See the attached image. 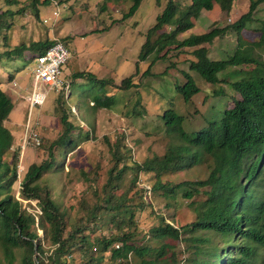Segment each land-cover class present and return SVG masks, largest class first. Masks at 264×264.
Returning a JSON list of instances; mask_svg holds the SVG:
<instances>
[{"label":"trees","instance_id":"16d2710c","mask_svg":"<svg viewBox=\"0 0 264 264\" xmlns=\"http://www.w3.org/2000/svg\"><path fill=\"white\" fill-rule=\"evenodd\" d=\"M126 1H131L126 12V18H129L143 0ZM235 1L189 0L183 3L182 0H168L146 34L140 60L154 55L144 72L150 77L155 62L168 57L172 46L189 48L192 57L187 60L188 67L182 65L179 69L178 63L172 61L168 68L176 67L184 73L187 80L178 84L177 90L184 102L191 104V108L192 104L195 106L196 112H201L204 104L201 107L194 104L202 88L191 71L198 72L211 84H218L224 80L220 78L221 74L231 75V69L240 70L243 65L253 64V69L244 73L241 70L234 75L236 79L229 80L228 85L241 97H234V104L225 108L218 118L216 113L222 110L209 107L205 125L200 129L192 127L190 108L184 114L177 108L167 107L156 115L155 130L134 137L133 144L127 139L128 129L115 136L104 134L108 162L80 169L85 188L72 205L62 201L54 185V172L62 170V167L58 168V158L66 153L67 147L92 139L95 124L89 110L114 109L123 102L122 112L127 119L147 115V108L142 103V78L135 79L139 68L120 84L101 79L90 71L74 73L76 79L86 76L99 82L100 89L78 105L80 108L87 105L83 106L85 110L79 114V119L67 105L68 100L59 97L66 105V109L57 110L62 131L43 146L44 159L30 164L22 177L18 176L20 150H13L15 136L6 124L15 102L8 91L0 88V250H3L0 264H16L17 258L19 264H100L106 254H110L117 264H128L132 252L137 264H178L177 252L170 254L169 240L179 239L183 234H188L186 251L197 264H243L253 250L252 243L264 245V198L260 200L248 187L264 160V60L255 54L256 49L264 50V17L255 20L254 16L264 0H250L249 9L237 18L228 14L227 18H236L231 24L213 22L203 32L192 30L187 37H179L195 28L203 12L212 11L219 5L222 11L230 13ZM38 2L34 0V3ZM46 2L48 0L43 1ZM7 15H13V12L0 11V34L9 26L5 19ZM252 21L261 22L259 36L247 42L242 31ZM227 34L236 39V49L230 57L216 59V48L225 47L224 36ZM57 41L22 43L6 54L9 58L21 57L28 50L36 52L37 57ZM215 93L223 94L224 91ZM82 117L87 124L82 123ZM158 134L169 140L162 153L159 151L146 157L134 153L142 148L145 137L156 139ZM192 168L196 170L191 171ZM182 171L191 172L195 178L192 174L187 178H173ZM144 174L150 175V188L140 183ZM19 180L20 195L17 196L14 184ZM148 190L153 196L160 195L167 200L168 207L175 206L173 200L180 194L189 198L195 218H189L185 224L177 221L178 225H175L158 211L159 223L149 227L153 235L148 238V230L143 233L137 218L141 211L148 209L153 213L157 210L144 196ZM200 194L201 197L193 201ZM25 200L36 201L40 211L31 209V203ZM71 208L76 210L77 216H72ZM175 215L174 212L173 217ZM40 230L44 232L42 238ZM198 231L207 234H197ZM216 237H219L218 241ZM44 242L55 246L50 254ZM76 254H79V260ZM200 255L202 257L197 258Z\"/></svg>","mask_w":264,"mask_h":264},{"label":"rangeland","instance_id":"374dc122","mask_svg":"<svg viewBox=\"0 0 264 264\" xmlns=\"http://www.w3.org/2000/svg\"><path fill=\"white\" fill-rule=\"evenodd\" d=\"M38 1V3H34V0H0L1 12L6 10L13 12V15L5 17L9 26L4 28L0 34V88L8 91L15 102L6 124L15 136L13 150H20L18 176L22 177L30 164L41 162L45 156L43 146L60 135L62 125L57 110L66 109V105L59 101V97L62 96L68 100L67 105L71 107V111H74L79 119V114L81 115L87 105H83L82 108L78 105L91 98L93 93L100 89L99 82H93L86 76L76 79L73 76L74 73L90 71L101 79L114 80L120 84L124 78L135 74L139 68L135 79L142 78V103L147 108V115L144 117L138 116L129 119L122 112L123 102L114 109L100 108L96 112L89 110L92 114L91 121L95 124L94 130L91 132L92 139L80 141L74 147H67L66 153L58 158L60 160L58 168L62 167V170L54 172L55 175L53 176L56 182L54 184L56 190L60 192L62 201L68 205L76 203L81 191L85 188V182L80 176V169L83 167L90 168L98 163L107 164L109 153L104 142V134L115 136L120 131L128 129L130 135L127 139L133 144L132 139L134 137L140 136L144 131L152 132L155 130V125L158 122L156 115H160L167 107L177 108L184 114H187L190 108L193 112L194 124L192 127L200 129L205 125V113L209 107L215 106L222 110L216 113V118H218L219 114L221 115L226 110L225 108L234 104V97H241L228 85L229 80L233 79L235 74L238 75L237 73L241 70L244 73V71L255 67L251 64L250 66H241L240 70L231 69V75L221 74L220 78L224 80L218 84H211L198 72L191 71L202 88L201 93L195 97L194 104L198 107L204 104L201 112H196L195 108L193 109L194 105L192 104L191 108V104L184 102L182 95L177 90V85H182L187 80L184 73H180L176 67L168 68L172 61L178 63L179 69L182 65L188 67L187 60L192 57L189 48L172 46L168 57L160 58L155 62L152 67L153 75L150 77H146L144 72L149 67L154 55H151L147 60H140L146 34L155 24L157 15L164 10L168 0H143L136 13L129 18H126V12L131 1L126 0H48L46 3H43L44 0ZM188 1L182 0L183 3ZM249 5L250 0H236L235 7L230 13L222 11L219 5H215L212 11L202 13L195 24V28L182 33L179 37H187L192 30L198 33L203 32L210 27V24H214L213 22L231 24L241 13H245L244 11L249 9ZM228 14H232L236 18H227ZM254 16L255 20L264 17V3L259 5ZM259 27H261V22L252 21L247 24V27L242 31L245 41H254L259 36ZM228 35L230 34L224 36L225 47L216 48L217 51L214 53L216 59L228 58L236 49V39L233 38V35L227 37ZM39 40L62 41L70 48L71 56L63 65L61 74L65 82L69 83V88L57 91L45 86L43 88L47 92L45 102L32 108L29 96L33 89V67L37 53L26 50L21 57L14 55L15 58H9L6 52L22 43L29 44ZM255 54L264 60L263 49H256ZM221 89L224 91L223 94L215 93ZM82 119V123L87 124L86 119L83 117ZM130 126L133 129L141 130V132L132 131ZM32 132L38 134L41 140L40 145L36 144L37 139L27 140L28 135ZM168 141V138H165L163 134H158L156 139L145 137L141 144L142 148L136 149L134 153L144 157L159 151L162 153ZM196 168L190 170L194 171ZM260 169L248 187L253 189L258 198L262 200L264 198V160ZM191 174V172L182 171L175 174L173 178H187ZM191 176L195 178L193 174ZM149 177V174H144L140 180V183L148 188L151 187ZM20 184V180L14 184L17 196L20 195ZM144 196L152 201L155 209H157L153 213L146 209L137 216L143 233L148 230V238H152L153 235L149 227L152 228L159 223L158 211L165 215L168 222L175 225H178L177 221L179 224H185L189 218H195L189 207L191 200L184 198L182 194L173 200L175 202L174 207H168V201H164L162 196H153L151 190L146 191ZM200 197L201 194L195 196L193 201H197ZM25 201L31 203L29 206L31 209L33 207L40 211L36 201ZM71 210L72 216H77L76 210L73 208ZM174 212L175 217H173ZM40 234L42 238L44 236L43 230H40ZM197 234L207 233L206 231H198ZM186 235L188 236V234H183L179 239L172 238L169 240L172 245L170 254H173V251L177 252L178 264H197L186 251L189 245ZM215 240L218 241L219 237H216ZM44 245L48 249V254L54 250L55 246L46 242ZM252 245L253 250L243 264H264V245L256 243H252ZM133 254L134 252L129 254L128 264L138 263ZM78 255L76 254L77 260H79ZM0 256H3V250H0ZM200 257L202 256L197 258ZM16 261V264H19V258ZM100 264L117 263L110 258V254H106L105 259Z\"/></svg>","mask_w":264,"mask_h":264},{"label":"built area","instance_id":"2783aa9c","mask_svg":"<svg viewBox=\"0 0 264 264\" xmlns=\"http://www.w3.org/2000/svg\"><path fill=\"white\" fill-rule=\"evenodd\" d=\"M71 56L69 47L62 41H57L50 45L45 52L39 54L35 58L33 67V89L29 96L30 106L42 105L46 98L47 92L43 90L45 86H49L57 91L69 88L62 78V67ZM37 139L36 144L40 145L41 140L38 134L32 132L28 135L27 140ZM31 142V141H30Z\"/></svg>","mask_w":264,"mask_h":264}]
</instances>
